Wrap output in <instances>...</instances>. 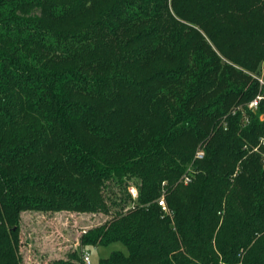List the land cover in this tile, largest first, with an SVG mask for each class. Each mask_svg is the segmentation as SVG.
Wrapping results in <instances>:
<instances>
[{
	"label": "trees",
	"instance_id": "16d2710c",
	"mask_svg": "<svg viewBox=\"0 0 264 264\" xmlns=\"http://www.w3.org/2000/svg\"><path fill=\"white\" fill-rule=\"evenodd\" d=\"M25 212L105 217L50 264H264V0H0V264Z\"/></svg>",
	"mask_w": 264,
	"mask_h": 264
},
{
	"label": "rangeland",
	"instance_id": "374dc122",
	"mask_svg": "<svg viewBox=\"0 0 264 264\" xmlns=\"http://www.w3.org/2000/svg\"><path fill=\"white\" fill-rule=\"evenodd\" d=\"M129 192L132 196L136 194L133 188H130ZM160 200H163V197ZM104 219L102 214L23 213L19 248L22 264H50L54 259H66L67 254L77 246L78 237L83 230L100 224ZM115 250L126 253L120 243L91 248L88 250L90 264H96L100 258L107 257Z\"/></svg>",
	"mask_w": 264,
	"mask_h": 264
},
{
	"label": "built area",
	"instance_id": "2783aa9c",
	"mask_svg": "<svg viewBox=\"0 0 264 264\" xmlns=\"http://www.w3.org/2000/svg\"><path fill=\"white\" fill-rule=\"evenodd\" d=\"M260 99V97H257L256 99H254L251 103L250 106L251 107H256L258 100ZM202 157V152H197L196 153V158L200 159ZM158 205L161 207L162 210H165V206L163 203V200L158 201ZM82 262L83 264H90V259H89V254L88 252H83L82 253Z\"/></svg>",
	"mask_w": 264,
	"mask_h": 264
}]
</instances>
